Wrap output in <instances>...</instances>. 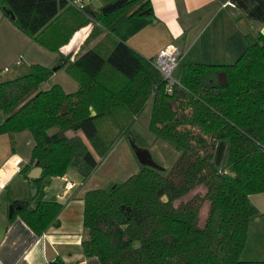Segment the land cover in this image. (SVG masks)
I'll use <instances>...</instances> for the list:
<instances>
[{
  "label": "trees",
  "instance_id": "trees-1",
  "mask_svg": "<svg viewBox=\"0 0 264 264\" xmlns=\"http://www.w3.org/2000/svg\"><path fill=\"white\" fill-rule=\"evenodd\" d=\"M68 1L0 0L14 26L49 50L61 52L87 25L85 42H94L65 63L78 84L74 92L59 84L43 88L53 71L40 64L0 80V135L28 131L34 138L21 172L37 165L42 178L63 176L69 166L96 167L97 157L69 131H80L100 157L122 135L142 147L132 125L151 98L149 131L178 158L170 169L140 165L124 181L85 192L84 255L99 264H264L240 256L249 221L258 214L250 195L264 192V34L246 36L247 46L233 63L188 62L179 81L169 82L115 29L123 16L151 13L149 0H128L106 13ZM63 206L17 201L11 216L43 233Z\"/></svg>",
  "mask_w": 264,
  "mask_h": 264
},
{
  "label": "crops",
  "instance_id": "crops-1",
  "mask_svg": "<svg viewBox=\"0 0 264 264\" xmlns=\"http://www.w3.org/2000/svg\"><path fill=\"white\" fill-rule=\"evenodd\" d=\"M149 1L151 13L123 16L115 29L130 47L152 62L160 50L173 45L179 51L178 62L230 63L231 58H237L246 48V36L264 34V0ZM91 27L87 25L82 29L88 35ZM77 36L73 44L72 37L61 48L63 55L69 49L74 53L72 58L81 53L85 45L83 34L79 32ZM61 52H57L56 59H61ZM47 82L46 87L53 84ZM3 119L4 114L0 123ZM0 137L11 141L7 134ZM0 146V264H46L54 260L61 264H76L80 260L85 264H99L97 257L85 256L82 248L87 236L83 226V197L89 189L70 180L73 186L66 189V175L45 176L34 184L37 192L31 196L30 181L21 172L29 157L17 153L12 144ZM17 201L27 202L29 207L39 201H58L64 206L55 223L43 233H36L20 215H10V208ZM247 249L246 241L240 255L242 259L264 260V247L250 254Z\"/></svg>",
  "mask_w": 264,
  "mask_h": 264
},
{
  "label": "rangeland",
  "instance_id": "rangeland-1",
  "mask_svg": "<svg viewBox=\"0 0 264 264\" xmlns=\"http://www.w3.org/2000/svg\"><path fill=\"white\" fill-rule=\"evenodd\" d=\"M108 0H88L95 9H101ZM106 3V4H105ZM110 3V2H109ZM80 28L77 35L83 34L82 40L85 45L81 48V53L88 50L94 42L86 44V30ZM88 36V35H87ZM76 40V39H75ZM57 51L49 50L32 40L14 26L11 20L3 14L0 8V80H10L28 74L34 64H40L49 68L53 67L60 59L57 58ZM240 55V54H239ZM56 59V60H55ZM237 58H231L233 63ZM184 60L178 62L172 71V79L179 81V72L185 63ZM206 62V61H205ZM208 63V62H207ZM68 64H65L58 71L51 74L47 83L59 84L67 92H74L78 89V84L67 71ZM42 87L46 86L42 84ZM152 110V99L150 98L141 113L137 116L132 128L143 139L142 147L148 149L152 159L164 169H170L177 160V152L170 144L162 140H155L149 131V120ZM0 118L3 113L0 111ZM53 131V130H52ZM69 137L78 139L85 148L91 150L97 157L98 164L92 168L89 165L69 166L66 169L65 177L81 185L83 189L106 188L111 184L124 181L129 176L139 172L140 164L137 161L128 138L125 135L119 136L110 151L103 157L96 154V147L83 137L81 133L67 132ZM1 144H12L17 153L23 157L31 158L34 146V138L28 131L17 133L7 139L0 137ZM2 146H0V151ZM29 161V160H27ZM32 196V193L30 191ZM251 203L257 208L258 214L253 216L248 225L247 252L264 247V192L250 195Z\"/></svg>",
  "mask_w": 264,
  "mask_h": 264
},
{
  "label": "water",
  "instance_id": "water-1",
  "mask_svg": "<svg viewBox=\"0 0 264 264\" xmlns=\"http://www.w3.org/2000/svg\"><path fill=\"white\" fill-rule=\"evenodd\" d=\"M128 0H114L108 4H106L105 6H103L101 8V12L106 13V12H110L118 7H120L122 4L126 3ZM149 10H143L141 12V14H148ZM73 51H69L67 52L64 56V58H61L53 67H51V70L53 72L59 70L60 68H62L66 61L68 59H71L73 56ZM218 78H219V83L221 85H225L227 83L226 81V75L225 72H220L218 74ZM91 109V113L92 115L95 114V112ZM131 144V148L132 151L137 159V161L139 162L140 165L142 166H148V167H152V168H156V169H163L160 165H158L151 157L150 152L148 151V149L146 148H142V147H138L136 144H134L133 142L129 141ZM42 173V168L40 166L34 165V167H32L29 172L27 173V177L28 179H30V187H31V193L32 195H35L37 192V188L34 185V181L39 179ZM162 200L163 201H167V197L165 195L162 196ZM13 211V207L11 206L10 208V215Z\"/></svg>",
  "mask_w": 264,
  "mask_h": 264
},
{
  "label": "built area",
  "instance_id": "built-area-1",
  "mask_svg": "<svg viewBox=\"0 0 264 264\" xmlns=\"http://www.w3.org/2000/svg\"><path fill=\"white\" fill-rule=\"evenodd\" d=\"M88 0H69V4L75 8H83ZM71 51L69 49L67 52ZM66 52V53H67ZM65 53V54H66ZM179 60V51L178 49L173 45H167L162 50L159 51L157 56L154 59V66L159 71V73L162 75V77L169 82H175L172 79V71L175 69V67L178 64ZM65 182V188L71 189L72 183L69 182V180L64 179ZM76 264H85L84 260L78 261Z\"/></svg>",
  "mask_w": 264,
  "mask_h": 264
},
{
  "label": "bare ground",
  "instance_id": "bare-ground-1",
  "mask_svg": "<svg viewBox=\"0 0 264 264\" xmlns=\"http://www.w3.org/2000/svg\"><path fill=\"white\" fill-rule=\"evenodd\" d=\"M78 33V32H77ZM75 39H76V37H73V39H72V44H73V42H75ZM66 48H68V47H66Z\"/></svg>",
  "mask_w": 264,
  "mask_h": 264
}]
</instances>
